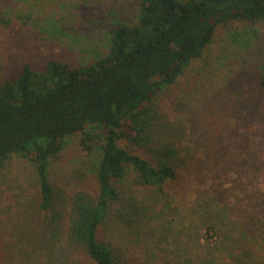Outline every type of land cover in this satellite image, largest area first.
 Masks as SVG:
<instances>
[{
  "label": "rangeland",
  "instance_id": "rangeland-1",
  "mask_svg": "<svg viewBox=\"0 0 264 264\" xmlns=\"http://www.w3.org/2000/svg\"><path fill=\"white\" fill-rule=\"evenodd\" d=\"M141 0H0V83L50 60L88 65L110 52L118 23L135 24ZM264 20L217 28L204 54L177 82L157 93L155 107L181 133L160 135L154 161L167 143L178 178L161 189L130 171L115 186L99 239L121 253V264H264ZM122 147L128 142L120 141ZM98 153L81 136L49 165L51 183L67 199L99 194ZM34 164L15 155L0 168V264H95L70 245L71 203L51 224L39 207Z\"/></svg>",
  "mask_w": 264,
  "mask_h": 264
},
{
  "label": "trees",
  "instance_id": "trees-1",
  "mask_svg": "<svg viewBox=\"0 0 264 264\" xmlns=\"http://www.w3.org/2000/svg\"><path fill=\"white\" fill-rule=\"evenodd\" d=\"M262 20L264 0H141L136 23L112 29L106 57L81 66L58 60L41 69L24 65L0 83V168L15 155L28 158L38 175L40 210L50 223L65 217L59 207L70 201V245L95 264H121L120 250L99 239L110 204L121 199L115 181L134 171L140 184L161 189L178 178L171 144L153 162L134 151L153 150L160 135L183 132L155 107L157 93L204 54L218 27ZM76 136L86 151L98 153L97 197L79 192L69 200L50 181V160Z\"/></svg>",
  "mask_w": 264,
  "mask_h": 264
}]
</instances>
